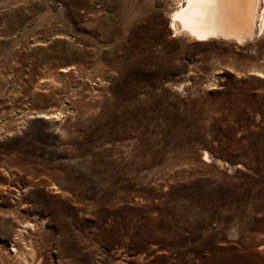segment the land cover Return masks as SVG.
Segmentation results:
<instances>
[{
  "label": "rangeland",
  "instance_id": "rangeland-1",
  "mask_svg": "<svg viewBox=\"0 0 264 264\" xmlns=\"http://www.w3.org/2000/svg\"><path fill=\"white\" fill-rule=\"evenodd\" d=\"M176 2L0 0V264H264V35Z\"/></svg>",
  "mask_w": 264,
  "mask_h": 264
},
{
  "label": "bare ground",
  "instance_id": "bare-ground-1",
  "mask_svg": "<svg viewBox=\"0 0 264 264\" xmlns=\"http://www.w3.org/2000/svg\"><path fill=\"white\" fill-rule=\"evenodd\" d=\"M176 1L168 22L175 36L186 35L196 42L221 38L242 44L264 35V0ZM205 158L209 159L207 154Z\"/></svg>",
  "mask_w": 264,
  "mask_h": 264
}]
</instances>
